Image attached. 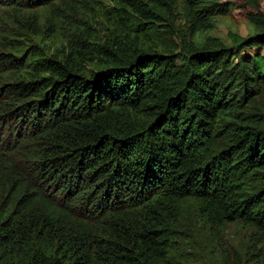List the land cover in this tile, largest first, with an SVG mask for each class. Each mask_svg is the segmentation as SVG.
Returning a JSON list of instances; mask_svg holds the SVG:
<instances>
[{
  "label": "trees",
  "instance_id": "trees-1",
  "mask_svg": "<svg viewBox=\"0 0 264 264\" xmlns=\"http://www.w3.org/2000/svg\"><path fill=\"white\" fill-rule=\"evenodd\" d=\"M59 1L0 0V264H174L185 203L264 244V56L246 52L264 46L263 26L178 53L119 42L98 69L83 67L87 46L21 54L6 26L36 32L37 10ZM124 1L161 18L158 0ZM164 2L182 4L192 35L230 11Z\"/></svg>",
  "mask_w": 264,
  "mask_h": 264
},
{
  "label": "rangeland",
  "instance_id": "rangeland-1",
  "mask_svg": "<svg viewBox=\"0 0 264 264\" xmlns=\"http://www.w3.org/2000/svg\"><path fill=\"white\" fill-rule=\"evenodd\" d=\"M221 1H229L230 11L214 16L210 29L193 35L182 4H167L164 0L157 1L161 18L150 19L154 24L142 19L124 0H60L57 6L37 10L36 32L35 28L27 30L13 23L6 29L9 39L19 45V52L26 57L39 54L34 58H65L74 49L87 46L93 51L83 59V67L98 69L107 58L106 50H115L119 42L128 45L134 39L144 49L159 47L178 53L207 38L229 45L231 34L245 38L262 26L264 29V0H256L257 8L251 4L253 0ZM137 25L141 29L153 26L157 36L149 40L140 30L134 32ZM246 52L249 56H264V46ZM256 106L264 118V85ZM173 246L174 264H264V244L254 228L242 223L213 226L190 203L182 208Z\"/></svg>",
  "mask_w": 264,
  "mask_h": 264
}]
</instances>
